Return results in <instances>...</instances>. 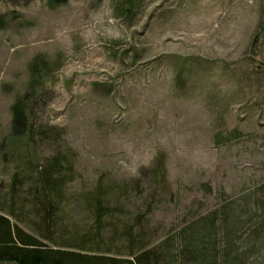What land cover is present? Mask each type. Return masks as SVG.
Returning <instances> with one entry per match:
<instances>
[{"label":"rangeland","instance_id":"1","mask_svg":"<svg viewBox=\"0 0 264 264\" xmlns=\"http://www.w3.org/2000/svg\"><path fill=\"white\" fill-rule=\"evenodd\" d=\"M0 14L1 214L37 236L28 186L11 201L9 177L61 155V240L93 232L98 183L111 255L130 257V240L149 264L200 263L182 230L215 214L218 258L264 264V0H0ZM17 97L46 134L10 136Z\"/></svg>","mask_w":264,"mask_h":264},{"label":"trees","instance_id":"2","mask_svg":"<svg viewBox=\"0 0 264 264\" xmlns=\"http://www.w3.org/2000/svg\"><path fill=\"white\" fill-rule=\"evenodd\" d=\"M46 1L49 4L62 2V0ZM3 21V15L0 14V27L3 25ZM10 112L12 117L10 136L13 139L26 136L29 141L33 139L36 132L39 135L46 134L43 129L35 131L32 125L26 123L22 97L15 98L10 105ZM63 158L64 156L61 155L51 156L41 164H32L27 161L28 164L25 165L23 171L14 169L10 174L7 194L11 201L17 197L20 185L26 183L28 186L26 195L29 202L33 203V211L37 215L33 226L38 235L30 234L16 222L10 221L7 216L0 213V262L11 264H149L148 258L152 251L139 243L136 246L138 250L133 252V244L130 240L128 242L131 245L128 244L127 251V255L130 257L123 258L109 254V247L102 238V230L105 226L110 225L103 217L108 216L112 211L107 199L111 195L112 188L102 187L98 183L93 188V193L88 194L85 199V209L90 215L93 232L88 236H72L65 240H61V235L55 234L52 228L57 227V212L61 208L60 202L64 194V186L73 178L70 164L64 166L61 163ZM8 214L18 220L12 211L9 210ZM216 216L218 217L219 214ZM225 216L226 213L223 211L218 219H223ZM205 218L204 220H209L207 227H203L202 233L196 234L195 237L191 233V229L199 231L202 224L198 226L196 222L191 223L188 226L190 231L183 228V234L180 233V235L182 238H187V242H182L181 253L193 261H197L195 259L197 258L200 263L195 264H218V261L221 264H228L226 257L230 254V249H224L220 258L214 250L213 228H217V226L214 227L210 223L215 220V214ZM38 236L48 240L54 247L42 243ZM229 240L226 238L225 243L229 244ZM203 242L207 243L208 252L200 248Z\"/></svg>","mask_w":264,"mask_h":264}]
</instances>
